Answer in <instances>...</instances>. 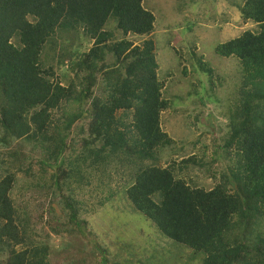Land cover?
<instances>
[{
	"label": "trees",
	"instance_id": "1",
	"mask_svg": "<svg viewBox=\"0 0 264 264\" xmlns=\"http://www.w3.org/2000/svg\"><path fill=\"white\" fill-rule=\"evenodd\" d=\"M236 4L239 18L256 29L214 48L238 60L242 81L220 114L229 132L215 145L231 166L211 189L180 176L189 165L202 166L194 155L158 165L174 146L160 120L171 100L162 96L155 18L142 0H0V144L23 140L42 150L41 164L53 168L57 184L96 181L99 194L129 203L173 245L171 257L186 250L187 260L199 264H264V0ZM196 63L215 87L211 67L201 58ZM53 67L59 80H50ZM191 94L202 104L198 91ZM171 98L173 107L181 105V95ZM67 104L77 109L66 111ZM14 182L0 155V264H50L52 245L32 238L30 219L11 198ZM63 198L72 222L75 200ZM52 231L62 233L59 226ZM103 255L97 253L96 264H107Z\"/></svg>",
	"mask_w": 264,
	"mask_h": 264
},
{
	"label": "rangeland",
	"instance_id": "2",
	"mask_svg": "<svg viewBox=\"0 0 264 264\" xmlns=\"http://www.w3.org/2000/svg\"><path fill=\"white\" fill-rule=\"evenodd\" d=\"M142 3L155 18L151 38L155 43L157 75L165 80L162 96L171 100V106L161 113L160 120L174 146L164 149L158 165L165 167L171 159L180 161L194 155L202 166L189 165L180 176L188 183L211 189L231 166L215 145L219 146L221 138L229 132L228 120L220 114L221 111L225 114L226 105L233 102L231 98L238 96L242 81L238 60L220 57L214 48L245 30H255L256 25L239 18L236 3L240 0H142ZM113 30L119 38L120 33ZM65 38L70 40L72 35L67 33ZM129 38L134 43L143 40ZM196 58L211 67L215 87L209 86V75L199 71ZM54 72V79L50 80H59L61 71L55 67ZM68 77L71 79L73 74L68 73ZM194 90L202 95V104L196 102L198 96L195 99L191 94ZM176 94L183 98L177 100L181 104L177 108L173 107L176 100L171 98ZM214 100L220 102L212 103ZM76 109L74 104L64 107L66 111ZM54 112L58 117L61 111ZM73 133L70 131L69 137ZM11 150H16L17 155L8 156ZM0 155L7 170L15 175L11 198L18 211L25 212L30 219L32 238L35 242L49 240L52 245L50 264H73L82 260L96 264L97 253L101 252L107 264H146L155 260L162 263V259H166L165 264H199V261L187 260L186 250L180 256L176 251L174 257L169 256L173 245L161 238L145 217L133 212L129 203L111 199L106 191L99 194L95 190L96 181L86 186L73 178L65 182L59 178L57 184L51 179L53 168L41 164L46 155L34 149L33 144L23 140L13 141L10 146L1 143ZM65 155L74 156L70 152ZM69 194L75 200L76 216L72 222V210L63 198ZM80 223L85 225L78 227ZM58 226L60 235L52 231Z\"/></svg>",
	"mask_w": 264,
	"mask_h": 264
},
{
	"label": "clouds",
	"instance_id": "3",
	"mask_svg": "<svg viewBox=\"0 0 264 264\" xmlns=\"http://www.w3.org/2000/svg\"><path fill=\"white\" fill-rule=\"evenodd\" d=\"M63 181H65V180H63Z\"/></svg>",
	"mask_w": 264,
	"mask_h": 264
}]
</instances>
